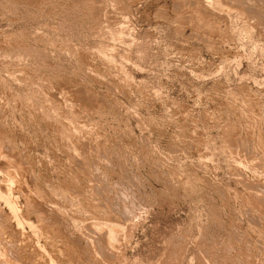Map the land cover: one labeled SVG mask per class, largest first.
<instances>
[{
  "label": "rangeland",
  "instance_id": "obj_1",
  "mask_svg": "<svg viewBox=\"0 0 264 264\" xmlns=\"http://www.w3.org/2000/svg\"><path fill=\"white\" fill-rule=\"evenodd\" d=\"M109 263L264 264V0H0V264Z\"/></svg>",
  "mask_w": 264,
  "mask_h": 264
},
{
  "label": "bare ground",
  "instance_id": "obj_2",
  "mask_svg": "<svg viewBox=\"0 0 264 264\" xmlns=\"http://www.w3.org/2000/svg\"><path fill=\"white\" fill-rule=\"evenodd\" d=\"M194 5V4H193ZM240 9V8H239ZM222 10V9H221ZM224 10V9H223ZM227 18V17H226ZM60 83V82H59ZM69 89V88H68ZM100 95V94H99ZM87 97V96H86ZM82 99V98H81ZM87 100V99H86ZM84 101V100H83ZM89 105V104H88ZM46 120V119H45ZM27 164V163H26ZM6 167V166H5ZM16 177V176H15ZM23 180V179H22ZM262 181V180H261ZM26 191V190H25ZM260 194V193H259ZM2 195V194H1ZM263 200V199H262ZM57 201V200H56ZM31 209V208H30ZM43 215V214H42ZM7 218V217H6ZM111 221V220H110ZM57 226V225H56ZM33 236V235H32ZM96 239V238H95ZM14 241V240H13ZM98 245V244H97ZM47 249V248H46ZM78 255V254H77ZM50 257V256H49ZM73 258V257H72ZM19 262V261H18ZM110 264V263H109Z\"/></svg>",
  "mask_w": 264,
  "mask_h": 264
}]
</instances>
